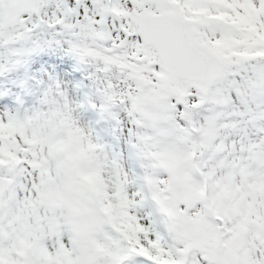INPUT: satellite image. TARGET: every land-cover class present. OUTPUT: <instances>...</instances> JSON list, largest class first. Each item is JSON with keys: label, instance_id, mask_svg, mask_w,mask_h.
Masks as SVG:
<instances>
[{"label": "snow or ice", "instance_id": "1", "mask_svg": "<svg viewBox=\"0 0 264 264\" xmlns=\"http://www.w3.org/2000/svg\"><path fill=\"white\" fill-rule=\"evenodd\" d=\"M0 264H264V0H0Z\"/></svg>", "mask_w": 264, "mask_h": 264}]
</instances>
